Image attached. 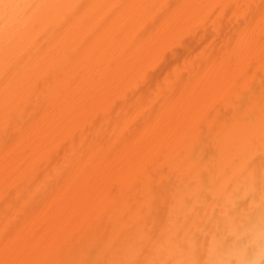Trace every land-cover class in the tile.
I'll return each mask as SVG.
<instances>
[{
	"label": "bare ground",
	"instance_id": "bare-ground-1",
	"mask_svg": "<svg viewBox=\"0 0 264 264\" xmlns=\"http://www.w3.org/2000/svg\"><path fill=\"white\" fill-rule=\"evenodd\" d=\"M242 161L264 169V0H0V264H151Z\"/></svg>",
	"mask_w": 264,
	"mask_h": 264
},
{
	"label": "clouds",
	"instance_id": "clouds-1",
	"mask_svg": "<svg viewBox=\"0 0 264 264\" xmlns=\"http://www.w3.org/2000/svg\"><path fill=\"white\" fill-rule=\"evenodd\" d=\"M243 171V161L230 172L221 168L197 187L192 197L207 211L191 219L174 213L151 264H264V169Z\"/></svg>",
	"mask_w": 264,
	"mask_h": 264
}]
</instances>
